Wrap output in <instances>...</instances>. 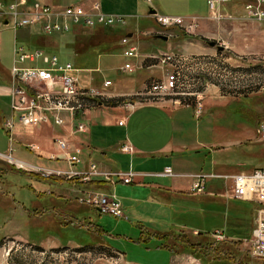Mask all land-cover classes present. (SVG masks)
<instances>
[{
    "label": "rangeland",
    "instance_id": "rangeland-1",
    "mask_svg": "<svg viewBox=\"0 0 264 264\" xmlns=\"http://www.w3.org/2000/svg\"><path fill=\"white\" fill-rule=\"evenodd\" d=\"M145 8L146 11L165 9L173 16L182 11L179 4L170 0H158L152 5L146 3ZM197 27L198 25L189 33L183 31L182 34L185 36L182 37L195 34ZM102 29L98 28L96 33H89L91 35L86 39L87 42L84 41V44L87 47H93L104 38L110 42L114 39L115 43V38L106 36ZM64 36L65 39L71 40L73 33ZM212 40L222 42L220 31ZM34 41L49 45V42L38 35L35 36ZM33 46L32 48H35ZM13 47L14 31L2 25L0 58L4 66L7 65V69L12 67ZM101 48L105 51L111 50V47L107 48V46ZM59 54L62 53L58 51L57 55ZM216 59L214 66L202 68V72L206 75L203 74L204 84L202 82L199 88L203 92L192 98L193 101L192 99L186 100L190 105L180 104V101L173 102L170 99L153 101L130 95L123 97L129 101H125L126 104L128 103L126 108L151 102H169L174 106L191 108L194 111V115H190L193 134L194 129H198L196 126L204 124L206 129V131L200 129V135L204 136L208 144L200 155L205 158V164H202L205 172L213 169L231 174L264 167V58H257L254 65L253 63L247 65L240 71L223 61L220 54ZM67 60L79 61L85 67L91 65L100 68L101 73L95 76L101 83L104 79L110 78L111 80H107L114 81V86L119 80H123L121 85L126 92H128L129 85L127 83L133 80L130 75L119 69L125 62L120 54L107 58L96 51L93 54H82L78 58L68 57ZM109 67L115 69H108ZM84 70L77 73L78 79L80 84L89 85L92 74L88 69ZM227 73L229 75H226ZM144 75V69L139 71V78H144ZM194 77L197 76L194 75ZM191 79L192 76H189L188 83H193L190 82ZM7 84L8 80L0 74V86ZM213 86L223 93L224 98L215 94L212 96ZM255 91L259 93L254 94ZM209 98L222 100L223 104L207 107L204 101ZM197 102L202 105L201 114L196 113ZM8 105H10V97L9 103L8 98H0V107L6 114ZM204 109L207 111L206 114L202 119H196L195 117L201 118ZM221 110L231 113L222 115ZM242 119L250 122L255 129L254 140H243L242 132L245 128L243 129ZM3 125L5 128H10V121H5ZM8 147L9 140L0 126V264H169L172 255L178 256L181 259L180 262L187 261V259L194 261L196 257L205 262L203 257H217L218 254H214L213 249L221 254V256L219 254L220 257L235 256L231 264H236L240 259L243 260V264H264L263 261L253 258L244 244V241L251 237L256 204L240 203L221 196L210 195L204 196L209 203L202 202L204 198L184 200L181 202L182 205L180 204V208H183L175 215L173 227H171L174 237L165 240V238L153 235L155 230L160 231L163 227L161 224L163 216L158 209L143 208V212L139 209L138 213H145L143 217L135 211L132 213V209L125 211L123 206V218L101 214L92 207L81 205L76 199V194L67 195L65 189L61 187V179L57 180L59 186H52L50 182L42 181L43 179L35 173L8 162L2 155L11 153L17 160H20L19 157L33 160L31 155L19 151L14 153L12 146L9 149ZM11 162H14V159H11ZM44 163L37 165H46ZM221 184L223 191L220 194L226 189L224 182ZM208 190L206 188V192L197 195L206 194ZM114 193L119 198L116 192ZM135 197L139 199L142 195H135ZM183 209L188 211H182ZM151 216L155 220H152ZM196 228L202 233L209 234V239L204 241L206 250H199L197 247L192 249L189 246L188 238L193 243L204 240L197 236L198 232L193 233ZM216 230L224 231L228 235H237L241 241H233L232 244H230L232 241L228 240L216 242L211 237ZM220 249L224 251L220 252Z\"/></svg>",
    "mask_w": 264,
    "mask_h": 264
},
{
    "label": "crops",
    "instance_id": "crops-1",
    "mask_svg": "<svg viewBox=\"0 0 264 264\" xmlns=\"http://www.w3.org/2000/svg\"><path fill=\"white\" fill-rule=\"evenodd\" d=\"M27 1L31 2L35 0ZM39 1L54 7L82 5L85 8H90L93 2L98 1L103 13L122 16L125 19L123 25L118 24L111 27L97 26L92 28V30L77 27L72 32L73 36L71 40L65 39L64 35L37 34L32 29H20L14 32V45L16 41H18L24 45L27 44L26 46L30 48L34 45L33 47L41 48L50 53L57 54L59 51L62 53V56L60 54L58 56L61 61L65 62H71L67 60L68 57L74 56L78 58L82 56V54H93L96 51L99 55L103 54L107 58L120 54L121 58L125 59V62L119 69L130 75L131 79H133L132 82H130L131 85L127 83L129 84L127 87L128 92L122 89L121 84H123V80H119L114 86V81L112 80V85L108 88H104L103 82L110 78L104 79L101 83L98 77L95 76V74L101 73L102 70L100 68H95L91 65L85 67L76 60L72 62L74 66L76 65V68L78 67V73L85 71L84 69H88L92 74L90 77V84H81V86L99 90L107 94L109 100L136 95L144 90L151 81L164 79L166 74L165 68L159 66L156 60L151 58L152 56H158L162 53L202 56V66L212 65L217 55L220 54L223 61L231 67L237 68L238 71L252 63V65H254L255 62H257V58H264V21L256 22L245 18L244 6L250 0H229L227 3L220 4L219 10L224 15H231L233 19H221L219 21L213 19L208 0H170L181 6L182 11L176 13V16L196 19L198 29L195 34L190 37H182L184 35L182 34L184 30L178 27L162 28L151 14V10L146 11L145 7L147 2L145 3L141 0ZM157 1L158 0H154L150 5ZM156 10H158L156 12L161 15H171L165 9ZM4 22L5 20L0 18V30L2 25H5ZM98 28H103L102 31L106 33V36L115 38V43L113 42L114 39L110 42V40L104 38V40L100 39L101 41H99L98 45L87 47L84 41L87 42L86 39L91 35L89 33H96ZM219 31L222 36V42H215L218 46L222 47V50L218 49L217 46L212 47L209 45V42L214 41L212 39H214L216 33ZM37 35L43 37V39L49 42V45L36 43L34 39ZM161 36L167 37V39H163ZM124 37H128L132 43L131 46L136 48L137 57L129 58L124 55L123 52L126 47L121 44V40ZM102 46H107V48L111 47V50L105 51V49L101 48ZM217 60L218 59H216V61ZM127 62L133 64V70L131 72H126L122 69ZM7 68V65L5 64L4 66L0 58V74L8 80L6 86H0V98H8L9 103L8 93L11 84V68ZM113 68L114 67H109L108 69L113 70ZM143 69L145 70V75L144 78L141 79L139 78V71ZM121 75L125 77L123 74ZM112 87L113 89H111ZM212 88V96L215 94L224 98V95H222L223 93L215 86ZM256 93H259V91H255L254 94ZM206 103L207 107H212V105H218L219 103L223 104V101L209 98L205 99L204 104L206 105ZM190 111L192 113H189ZM206 112L207 111L204 109L201 118H195L202 119ZM220 113L226 115V113L231 112L221 110ZM191 114L194 115V111H192L191 108L174 106L169 102H151L127 108L124 102L117 106H105L102 104L85 114L84 122L89 129V132L86 134H73L72 125L69 123L62 127L52 124L32 128L16 126L13 132V141L10 142L4 129L5 127H3L9 115L8 105L7 114L0 107V126H2L9 140V147L12 146L14 153L19 151L32 156V161L27 158L17 157L25 162L33 164L46 162L44 163L46 165L50 163L48 166L61 165L66 168V163L50 162L45 158L57 152L56 139H66L70 141L72 145L82 149V162L76 166L79 170H86L89 162L93 161L97 163L100 169L105 171L119 170L127 172L128 170H132L137 173L132 184L118 182L115 186H110L103 178H93L91 186L88 187L103 193L116 192L125 211L132 209V213L135 211L141 217L145 216V213L141 214L143 208L147 210L149 208L158 209L163 216V219H161L163 227L160 231L155 230L153 235L160 236L167 240V237H165L166 235L173 236L172 234L174 232L171 231V227H173L175 215L183 208H180L182 201L192 198L202 200L204 198L202 202H208L204 197L207 195L223 197L220 194V192L223 191V187H221L223 185L219 180L209 181L207 186L209 190L206 194L197 195L190 192L193 180L192 175L205 172L202 167L205 164V158L200 157V155L208 146L204 136L200 135L201 128L206 131L204 124L196 126L199 130L194 129L195 132L193 134V127L191 125L192 120L190 118ZM121 120H124L123 126H119L118 124ZM242 121L244 125L243 129L245 128L242 132L243 140H254L255 129L250 122L243 119ZM126 142L133 146L134 152L132 154L120 152V146ZM31 144L39 146L38 151L41 156L38 157L28 150L27 147ZM168 167L175 173L174 176H155V174L163 172L164 169ZM254 169L256 168L242 170L241 172H250ZM205 173L226 174L228 172L212 169V171H207ZM57 180L58 179H51L43 181L50 182L52 186H59L60 184ZM60 183L67 195L74 196L76 194V188H79L72 182L60 180ZM135 195H142V198L138 199ZM139 209L141 210L140 213H138ZM257 209L258 207L256 206V212L251 225L252 230L256 221ZM182 211L187 212L188 210L183 209ZM151 218L155 220L154 217L151 216ZM195 232L201 231L196 228L193 233ZM207 235L209 234L207 233ZM225 236L228 241H241L237 235L225 234ZM174 257H176V259ZM177 257L178 256L172 255L169 264H229L228 261H215L205 258V262H203V260L198 257L194 258V261L187 259V261L180 262L181 259ZM242 261L243 260L240 259L236 264H243Z\"/></svg>",
    "mask_w": 264,
    "mask_h": 264
},
{
    "label": "built area",
    "instance_id": "built-area-1",
    "mask_svg": "<svg viewBox=\"0 0 264 264\" xmlns=\"http://www.w3.org/2000/svg\"><path fill=\"white\" fill-rule=\"evenodd\" d=\"M151 4L154 0H142ZM229 0H208L213 19H233L231 15L223 14L219 5ZM245 18L256 22L264 21V0H250L244 6ZM162 28L178 27L186 33L195 29L196 19L182 16L152 14ZM0 18L7 21L6 26L17 32L20 29H32L45 35H66L72 33L76 27L86 29L97 26H114L125 23L122 16L108 15L101 11L98 1L90 8L82 5H68L54 7L39 0H0ZM126 47L123 52L126 57H137L136 48L131 46L128 37L121 40ZM14 61L11 67V84L9 87V115L5 121H10V128H4L10 142L16 126L38 127L47 124L62 127L72 125L73 134L89 132L84 122L85 114L109 100V96L91 87L81 86L78 79V69L72 62L61 61L55 53L41 48H30L18 41L14 45ZM159 66L166 70L165 78L153 80L142 92L135 96L144 100L170 99L190 105L191 100L201 93L199 88L204 81L202 72L203 58L184 54L162 53L152 56ZM214 63L212 62V65ZM126 72L133 70L132 63H125L122 68ZM204 74V75H203ZM196 75L197 77H194ZM226 75H229L228 73ZM192 79L188 83V77ZM200 77V78H199ZM195 82V83H194ZM193 84V85H191ZM112 85L110 80L103 82V87ZM200 85V86H199ZM203 90V89H202ZM126 102H129L126 99ZM125 102V103H126ZM128 104V103H127ZM126 104V105H127ZM196 113H202V105L197 102ZM124 125V120L118 122ZM57 152L45 157L47 161L66 163L67 167L30 164L13 158L11 153L2 155L8 162L15 163L19 168L33 172L43 180L61 179L78 186L75 193L78 202L96 209L101 214H109L116 218H123L122 204L114 192L103 193L89 188L93 178H103L110 186L118 182L131 184L137 176L132 170L105 171L96 162H89L86 170L76 168L82 162V149L72 145L66 139H56ZM28 150L36 156H41L39 146L31 144ZM11 150V149H10ZM120 152L132 154L134 148L129 143L120 147ZM14 159V162L10 160ZM16 160V161H15ZM20 163V164H18ZM171 168L155 176H174ZM190 192L202 194L206 192L210 180L224 182L225 191L221 195L229 200L249 202L257 205V216L251 237L244 241L253 258L264 262V167L250 172L231 174H214L200 172L192 175ZM89 186V187H88ZM216 242L226 241L223 231L216 230L211 234Z\"/></svg>",
    "mask_w": 264,
    "mask_h": 264
},
{
    "label": "trees",
    "instance_id": "trees-1",
    "mask_svg": "<svg viewBox=\"0 0 264 264\" xmlns=\"http://www.w3.org/2000/svg\"><path fill=\"white\" fill-rule=\"evenodd\" d=\"M125 100L126 99H124V98H117V99H114V100H109V101H107V102H105L106 103V105H109V106H117V105H120V104H122L123 102H125ZM42 180V179H41ZM43 181V180H42ZM252 204H254V203H252ZM257 206V205H256ZM197 236L198 237H201V238H204V240L203 241H198V242H196V243H193V242H191V240L188 238L187 239V241L189 242V246H191L192 247V249L193 248H195V247H197V248H199V250H201V249H204V250H206V246H205V244H204V241H207L209 238H208V235H207V233H202V232H198V234H197ZM165 237H167L166 239H168V237H174V236H170V235H166ZM162 238V237H161ZM227 241V240H226ZM214 243H216V242H214ZM233 243V241L232 242H230V244H232ZM212 244H213V242H212ZM221 250L222 249H220V252H221ZM209 251H211V250H209ZM213 253L214 254H218L217 255V257L216 258H214V257H211V256H206V257H203V258H205V259H212V260H224V261H228L229 262V264H231L233 261H234V258H235V256L233 257V256H230V258H229V256L228 257H220L221 256V254L220 253H216V250H214L213 249ZM222 251H224V250H222ZM212 253V254H213ZM219 254H220V256H219ZM199 258V257H198ZM228 259V260H227Z\"/></svg>",
    "mask_w": 264,
    "mask_h": 264
},
{
    "label": "water",
    "instance_id": "water-1",
    "mask_svg": "<svg viewBox=\"0 0 264 264\" xmlns=\"http://www.w3.org/2000/svg\"><path fill=\"white\" fill-rule=\"evenodd\" d=\"M155 12H156V11L151 10V14H153V13H155ZM4 24H7V21H5ZM161 38H163V39H167V37H162V36H161ZM209 45L212 46V47H216V46H217L218 49L222 50V47H221V46H218L217 43H216L215 41H210V42H209Z\"/></svg>",
    "mask_w": 264,
    "mask_h": 264
},
{
    "label": "bare ground",
    "instance_id": "bare-ground-1",
    "mask_svg": "<svg viewBox=\"0 0 264 264\" xmlns=\"http://www.w3.org/2000/svg\"><path fill=\"white\" fill-rule=\"evenodd\" d=\"M11 161V160H10Z\"/></svg>",
    "mask_w": 264,
    "mask_h": 264
}]
</instances>
